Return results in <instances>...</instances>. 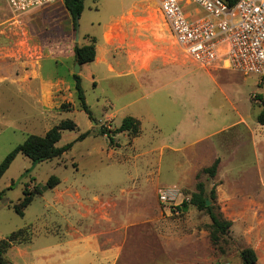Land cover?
<instances>
[{
	"label": "rangeland",
	"instance_id": "374dc122",
	"mask_svg": "<svg viewBox=\"0 0 264 264\" xmlns=\"http://www.w3.org/2000/svg\"><path fill=\"white\" fill-rule=\"evenodd\" d=\"M141 8L130 26L108 33L107 39L116 58L131 54L144 67L157 65L150 72L130 75L117 68L110 71L103 61L85 63L80 74L91 117L77 98L69 69L75 65L61 57H44L43 70L67 80L70 92L65 90L64 101L72 109L43 120L30 96L0 88V161L29 134H44L46 126L64 118L78 124L77 129L63 131L58 145L73 144L62 155L33 163L20 153L3 174L0 236L29 227L35 245L57 242L58 210L63 209L57 190L71 188L106 200L98 206L94 230L100 248L92 264H240V250L248 246L256 250V264H264V125L256 119L264 106V78L218 64L208 66L212 76L191 62L174 63L190 58L172 39L157 0H84L78 37L62 3L14 13L6 0H0V54H18L25 61L28 53L40 55L36 49L42 41L50 52L67 47L65 41H102L110 23ZM11 65L13 61H0V71ZM127 115L141 120L140 134L116 133L111 144L102 126L115 129ZM227 124L236 127L217 136L222 154L216 176L198 178L205 165V140L200 138ZM184 166L185 181L177 183ZM52 175L60 179L58 188L35 195L24 215L17 213L13 204L23 197L26 185L33 190ZM158 176L161 183L153 184ZM199 180L208 193L216 186L219 210L233 220L217 243L210 236L209 215L188 203ZM173 187L181 194L174 207L164 206L158 190ZM29 261L85 264L79 254L63 257L57 250Z\"/></svg>",
	"mask_w": 264,
	"mask_h": 264
},
{
	"label": "crops",
	"instance_id": "0c3cea01",
	"mask_svg": "<svg viewBox=\"0 0 264 264\" xmlns=\"http://www.w3.org/2000/svg\"><path fill=\"white\" fill-rule=\"evenodd\" d=\"M143 8L137 10L136 13L130 11L129 14L122 15L115 22H112L107 26L103 32V40L96 42V58L94 61H103L107 63L110 71H115L117 68L120 69L119 73L129 72L130 75L137 74V72L139 73L141 71L150 72L156 67L157 63H154L153 66L150 65L148 67H144L141 65L140 61L136 59L135 55L131 54H127L125 56L121 55L119 58H116V55L114 54V45L107 39L108 33H113L116 30H119V28L123 25L130 26V19L133 17L132 15L142 11ZM65 42H67V47H62L54 52H50L47 48H45L42 41V44H38L39 46L36 49L40 52V55L36 58L32 55L33 53H28V55H26L27 58H24L25 61L20 59L21 56L18 54L8 55L5 51L0 54V61H13L15 64L11 65L8 70L0 71V88L8 87L15 93L30 96V98L34 100L33 104H37L39 117L43 120H47V118L51 117L52 114L61 110L60 106L63 102H65V90L70 92V86L64 77L51 72H45L42 65L44 57L51 55L54 58L61 57L63 60L68 61V63L73 67V65L77 62L75 59L74 47L78 44V41ZM30 56H32L31 59L28 58ZM18 61L23 63V68H18ZM188 62L207 70L209 74L212 75L209 67L201 66L188 58L174 63L186 66ZM84 65L85 64L81 65V70ZM69 69L73 76L74 72L72 68L70 67ZM235 127V124H227L212 133L205 134L204 138H200V140H205V165H201L202 167L200 168L211 165L216 157L221 156L222 143L218 141L217 136L224 131ZM48 129L49 127L46 126L44 133ZM258 144L259 140H255L254 145L257 149H259ZM184 150H186V147H182L181 151ZM201 150L203 151L204 149L201 148L199 151ZM187 172V166H184L179 170L177 183H184ZM153 182V184L161 183L160 177L158 176L157 180L154 178ZM57 185L52 189L58 188ZM57 191L60 200L63 202V209L58 210V241L55 243L47 242L44 245H35L33 238L31 237L27 241L13 244L6 252L7 258L9 256L8 259L11 260L13 264H34L32 261H29V259H39L40 254H50L54 250L60 251L63 257L79 254L85 264H92V261L94 260L93 254L98 252V249L100 248L98 234L97 231L94 230V226L97 225L98 221V206L104 205L106 200L104 197L101 199L97 196L92 198L85 197L77 189L73 190L71 188H67ZM32 202L30 204H32ZM27 207L25 209H27ZM100 251H102L104 255L107 254L106 250ZM21 259L25 260L22 261Z\"/></svg>",
	"mask_w": 264,
	"mask_h": 264
},
{
	"label": "built area",
	"instance_id": "2783aa9c",
	"mask_svg": "<svg viewBox=\"0 0 264 264\" xmlns=\"http://www.w3.org/2000/svg\"><path fill=\"white\" fill-rule=\"evenodd\" d=\"M14 13H23L63 0H6ZM175 44L184 54L208 67L257 74L264 78V0H157ZM177 187L160 189L159 201L174 207ZM177 209L176 211H178Z\"/></svg>",
	"mask_w": 264,
	"mask_h": 264
},
{
	"label": "trees",
	"instance_id": "16d2710c",
	"mask_svg": "<svg viewBox=\"0 0 264 264\" xmlns=\"http://www.w3.org/2000/svg\"><path fill=\"white\" fill-rule=\"evenodd\" d=\"M230 4H233L235 0H227ZM63 4L67 11L70 13L73 22V28L76 29L78 19L84 8V0H63ZM91 42L83 45L76 44L74 47L75 59L82 65L95 60L96 58V39L91 38ZM75 80V90L77 98L80 101L81 108L89 115L92 116L91 109L86 102V96L82 85V76L80 73H73ZM258 96H261L258 94ZM264 101L263 96L261 97ZM61 110H70L72 106L69 103L63 102L60 106ZM260 124H264V107L260 110L256 117ZM78 128V124L71 118L61 119L57 124L50 127L44 134H29L25 140L15 146L1 161H0V179L3 174L10 167L11 163L18 154H23L31 159L33 163H37L43 160L52 159L54 157L62 155L69 150L72 146V142L64 145H58L59 140L62 137L64 130H74ZM127 131L133 136L140 134L141 132V120L132 115H127L123 118L121 124L115 129H109L102 126L101 133L106 134L111 144L115 143V134L119 132ZM82 134L80 138L85 136ZM221 158L216 157L211 165L201 168L197 177L202 175L208 177L216 176ZM60 179L56 175L50 176L45 184L37 185L33 190L26 185L23 191V197L19 199L13 207L17 213L24 215V209L32 202L36 194H41L47 189L54 188L59 184ZM2 193H0V199ZM217 190L216 186H213L210 192H207L205 182L199 180L196 183V191H194L190 197L188 203L196 206L200 210H204L211 219L210 224V236L214 243H217L221 237L228 234L230 228L233 225V221L223 217L219 206L216 203ZM207 199L211 200L210 204H207ZM187 204V203H185ZM31 238V231L29 227L20 228L13 231L6 237H0V264H13L6 256L7 250L15 243L27 241ZM240 264H256L257 253L253 247H244L240 250Z\"/></svg>",
	"mask_w": 264,
	"mask_h": 264
},
{
	"label": "water",
	"instance_id": "95a60500",
	"mask_svg": "<svg viewBox=\"0 0 264 264\" xmlns=\"http://www.w3.org/2000/svg\"><path fill=\"white\" fill-rule=\"evenodd\" d=\"M75 33H76V37H78V30H77V28L75 29ZM80 71H81V64L77 61L75 63L73 72L74 73H80ZM207 204H210V200L209 199H207Z\"/></svg>",
	"mask_w": 264,
	"mask_h": 264
}]
</instances>
